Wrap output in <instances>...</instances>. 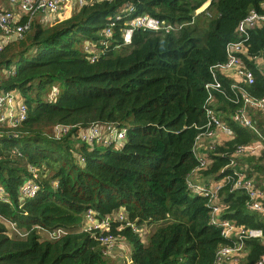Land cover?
Segmentation results:
<instances>
[{"label":"trees","instance_id":"16d2710c","mask_svg":"<svg viewBox=\"0 0 264 264\" xmlns=\"http://www.w3.org/2000/svg\"><path fill=\"white\" fill-rule=\"evenodd\" d=\"M207 1L89 3L59 14L49 25L41 24L37 14L21 38L0 51V91L19 92L28 109L20 126L0 135V188L7 200L0 199V264H116L93 232L80 229L89 210L113 220L110 233L129 249L122 264H214L219 247L231 244L210 225L206 199L188 190L186 178L198 166L193 147L206 124L209 97V109L233 130L234 138L210 152L206 180L227 175L231 155L256 139L231 119L242 107L231 82L217 74L221 93L206 86L215 81L213 67L226 61V46L237 40L239 22L252 10L264 15V0H210L206 10L211 17L205 12L193 17ZM127 4L133 13L115 21ZM145 14L174 31L135 30L130 45L122 46L126 21ZM110 23L107 49L90 62L85 45L102 49V32ZM245 44L250 57L259 56L264 28L252 30ZM247 66L255 82L242 88L264 98L263 75L254 64ZM52 88L59 92L53 102ZM252 116L264 134V118L258 112ZM92 123L124 127L125 143L119 149L89 147L78 141L77 129L60 140L49 136L55 125ZM235 160L264 189V151ZM25 180L34 181L39 192L20 200ZM219 198L224 218L262 231V240H244L245 257L237 264L257 263L264 257V215L250 212L244 192L232 190L230 183ZM121 210L136 230L154 225L146 243L140 233L114 220ZM3 221L20 235L9 236ZM56 230L64 235L41 238Z\"/></svg>","mask_w":264,"mask_h":264},{"label":"built area","instance_id":"2783aa9c","mask_svg":"<svg viewBox=\"0 0 264 264\" xmlns=\"http://www.w3.org/2000/svg\"><path fill=\"white\" fill-rule=\"evenodd\" d=\"M112 2L116 0H7L8 8L0 5V51L9 43L21 38L22 34L29 28L31 20L39 14L40 23L47 25L52 23L59 14L66 11H75L89 3ZM210 5L202 10H195L193 17L205 12L207 17L211 14L206 10ZM263 8V7H262ZM264 9V8H263ZM134 9L127 4L121 10V14L115 18V21L122 18H128ZM47 17V18H45ZM25 18L26 21L22 22ZM45 18V19H44ZM126 27L122 30V46L130 45L131 37L135 30H150L151 32H161L168 34L174 31L172 25L164 21L155 19L149 15H140L129 19L125 23ZM114 23H110L102 32L105 38L101 43L102 49H97L93 44H86L84 49L89 55V61L94 62L102 50L107 49L108 40L111 38ZM264 28V15L257 14L253 10L239 22L235 29L237 40L229 43L225 48L226 61L212 69V75L215 81L206 86L216 93H221V84L217 81L216 75H220L231 82L230 88L239 95L242 101V107L234 114L231 119L240 127L251 131L256 139L244 146H239L231 155V161L226 166L230 172L219 180H206L203 176L212 163L210 152H213L216 146L234 138V132L227 124L216 115L209 106L212 99H209L204 106L206 124L202 131L197 135L194 142L193 151L198 166L186 178V185L189 191L194 195L206 199V206L209 210L210 225L220 229L221 236L231 241V244L219 247L216 252L214 264H237L245 257L243 242L248 239H263V233L260 229H244L238 226L234 221L224 218V204L220 201L219 192L227 184H231L232 190H241L246 195V208L250 212L264 215V189L255 185L254 179L249 178L246 171L247 167L239 169L235 159H241L244 156L259 157L264 151V134L260 132L256 122L253 120V112H258L264 118V98H257L249 95L242 86H251L255 82L253 71L247 66L252 63L264 77V51L259 56L250 57L246 42L249 33L256 28ZM87 45H91L89 50ZM58 96V89L52 88L49 94V101L53 102ZM27 106L23 98L17 91H0V135L2 131L20 126L27 119ZM77 129L76 138L79 142L85 143L89 147L104 146L119 149L126 141L127 130L124 127H118L115 123H92L87 127H77L70 125H55L49 133L54 140H60L63 136ZM19 156V153H15ZM79 164L84 160L77 158ZM224 169V168H223ZM30 174L34 175L36 170L28 167ZM222 173V170L221 172ZM39 192V186L32 180H25L19 189L20 200L34 198ZM3 192L0 188V199L7 201L2 197ZM107 218V217H106ZM114 220L125 223L131 228L134 224L128 223L125 213L121 210L116 214ZM109 223L98 218V214L92 210L87 211L84 216L80 229L85 232H93L97 241L104 248V253L111 256L116 251V244L124 245L122 238L114 237L109 230ZM13 231L18 233L15 228L10 226ZM139 233V229H134ZM47 239H56L64 235L61 230L55 232H43ZM255 264H264L262 257Z\"/></svg>","mask_w":264,"mask_h":264},{"label":"rangeland","instance_id":"374dc122","mask_svg":"<svg viewBox=\"0 0 264 264\" xmlns=\"http://www.w3.org/2000/svg\"><path fill=\"white\" fill-rule=\"evenodd\" d=\"M0 5H2V6H4V7H6V8H8L9 6V4H8V2H7V0H0ZM203 6H205V4L204 5H202V7ZM201 7V8H202ZM209 13H211V12H209ZM39 16V20H40V15H38ZM198 16V15H197ZM196 16V17H197ZM47 25H49V24H47ZM87 48H89V50H91L92 49V46L91 45H87ZM59 93V92H58ZM48 99V97H46V100ZM4 222V221H3ZM4 224H5V226L7 227V229L9 230L8 231V233H9V236H13V234L15 235V234H17L15 231H13L12 229H11V227H10V225L8 224V223H6V222H4ZM152 231V228H149L148 226L144 229V232L142 233V242L143 243H146V239H147V237H148V233H149V231ZM18 235V234H17ZM41 235V238L42 239H46L47 238V236H46V234H40ZM116 250H117V252H115V251H113L112 252V254L111 255H116L115 256V258L113 259V260H111V261H113L114 263H116V264H122L123 262H124V260L126 259V254H127V249H126V245L124 244V245H120V244H116V248H115ZM111 257V256H110Z\"/></svg>","mask_w":264,"mask_h":264},{"label":"crops","instance_id":"0c3cea01","mask_svg":"<svg viewBox=\"0 0 264 264\" xmlns=\"http://www.w3.org/2000/svg\"><path fill=\"white\" fill-rule=\"evenodd\" d=\"M261 7H263L264 8V3H262L261 4ZM40 18H43L42 16H40ZM45 18H47V17H45ZM44 18V19H45ZM213 180H215V179H211L210 181H213ZM116 216V214H114L113 215V218ZM148 225H143V226H141L140 227V229H139V233H140V235H141V237H142V233L144 232V229L147 227ZM149 228H152V230H153V228H154V225H150V226H148ZM142 232V233H141ZM152 231L150 230L149 231V233H148V235L151 233ZM47 239V238H46ZM124 244H125V242H123ZM126 245V244H125ZM126 249H127V251H129V249H128V247L126 246ZM115 252H117V250L115 251ZM115 254L114 255H111V257L112 258H115Z\"/></svg>","mask_w":264,"mask_h":264},{"label":"water","instance_id":"95a60500","mask_svg":"<svg viewBox=\"0 0 264 264\" xmlns=\"http://www.w3.org/2000/svg\"><path fill=\"white\" fill-rule=\"evenodd\" d=\"M146 31L151 32L150 30H146ZM98 218L101 219V220H105L109 224L113 223V220H111L108 217L106 218V217H102L101 215H98Z\"/></svg>","mask_w":264,"mask_h":264},{"label":"bare ground","instance_id":"6f19581e","mask_svg":"<svg viewBox=\"0 0 264 264\" xmlns=\"http://www.w3.org/2000/svg\"><path fill=\"white\" fill-rule=\"evenodd\" d=\"M207 6V3H205V6H203L202 8H200V10H202L203 8H205Z\"/></svg>","mask_w":264,"mask_h":264}]
</instances>
